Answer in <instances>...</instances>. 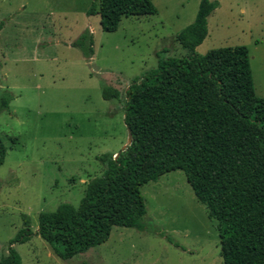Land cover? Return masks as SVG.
<instances>
[{"label":"rangeland","instance_id":"374dc122","mask_svg":"<svg viewBox=\"0 0 264 264\" xmlns=\"http://www.w3.org/2000/svg\"><path fill=\"white\" fill-rule=\"evenodd\" d=\"M200 1L152 0L156 15L123 18L116 32L105 33L99 16L85 15L92 0H0V260L23 217L34 233L40 213L62 203L77 207L87 183L105 170L97 158L125 147L128 86L158 58L185 57L176 36L192 24ZM210 1L219 8L196 54L245 47L255 95L264 98V0ZM86 30L90 59L72 46ZM104 88L117 90L119 100L104 101ZM140 192L143 230L113 228L106 243L67 261L33 236L13 246L21 264H222L217 223L181 171Z\"/></svg>","mask_w":264,"mask_h":264},{"label":"trees","instance_id":"16d2710c","mask_svg":"<svg viewBox=\"0 0 264 264\" xmlns=\"http://www.w3.org/2000/svg\"><path fill=\"white\" fill-rule=\"evenodd\" d=\"M218 8L201 0L192 24L176 36L185 57L158 58L155 69L131 81L123 105L131 142L117 156L97 158L105 170L87 183L78 206L62 203L40 213L34 233L23 217L24 228L0 264H21L13 246L33 236L67 261L106 243L113 228L143 230L140 189L173 171L184 174L216 221L222 264H264V98L255 95L245 47L195 52ZM156 14L152 0H92L85 13L99 16L105 33L116 32L123 18ZM72 46L90 59L91 33L84 31ZM102 98L119 100V92L104 88ZM5 155L0 141V167Z\"/></svg>","mask_w":264,"mask_h":264},{"label":"water","instance_id":"95a60500","mask_svg":"<svg viewBox=\"0 0 264 264\" xmlns=\"http://www.w3.org/2000/svg\"><path fill=\"white\" fill-rule=\"evenodd\" d=\"M131 134H130V132L127 130V144L125 145V147L121 150V151H123L129 144H130V142H131ZM117 156V155H116ZM115 156V157H116Z\"/></svg>","mask_w":264,"mask_h":264},{"label":"crops","instance_id":"0c3cea01","mask_svg":"<svg viewBox=\"0 0 264 264\" xmlns=\"http://www.w3.org/2000/svg\"><path fill=\"white\" fill-rule=\"evenodd\" d=\"M0 25L2 26L1 27V30H0V37L4 34L5 30H6V27L5 25H3V23L1 22Z\"/></svg>","mask_w":264,"mask_h":264}]
</instances>
